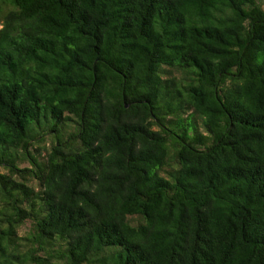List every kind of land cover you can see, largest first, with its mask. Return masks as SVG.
Here are the masks:
<instances>
[{"label":"trees","instance_id":"obj_1","mask_svg":"<svg viewBox=\"0 0 264 264\" xmlns=\"http://www.w3.org/2000/svg\"><path fill=\"white\" fill-rule=\"evenodd\" d=\"M0 170V264H264V0H0Z\"/></svg>","mask_w":264,"mask_h":264},{"label":"rangeland","instance_id":"obj_2","mask_svg":"<svg viewBox=\"0 0 264 264\" xmlns=\"http://www.w3.org/2000/svg\"><path fill=\"white\" fill-rule=\"evenodd\" d=\"M24 166H28V165L26 164V165H24ZM24 166H22V167H24ZM0 172H1V173H4L5 171H4V170H0Z\"/></svg>","mask_w":264,"mask_h":264}]
</instances>
